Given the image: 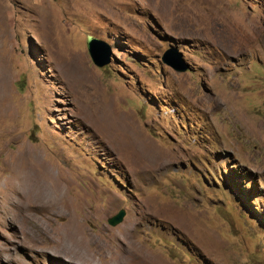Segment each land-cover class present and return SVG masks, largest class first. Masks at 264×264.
<instances>
[{"label":"rangeland","instance_id":"rangeland-1","mask_svg":"<svg viewBox=\"0 0 264 264\" xmlns=\"http://www.w3.org/2000/svg\"><path fill=\"white\" fill-rule=\"evenodd\" d=\"M0 264H264V0H0Z\"/></svg>","mask_w":264,"mask_h":264},{"label":"water","instance_id":"water-1","mask_svg":"<svg viewBox=\"0 0 264 264\" xmlns=\"http://www.w3.org/2000/svg\"><path fill=\"white\" fill-rule=\"evenodd\" d=\"M86 46L93 63L98 67L106 66L111 61L112 54L110 45L94 35H86ZM162 62L176 71H185L189 68L188 63L176 48L170 47L162 54ZM125 211L119 210L116 214L107 219V222L114 226L120 223L124 217Z\"/></svg>","mask_w":264,"mask_h":264}]
</instances>
